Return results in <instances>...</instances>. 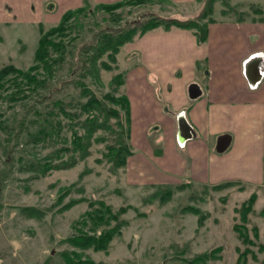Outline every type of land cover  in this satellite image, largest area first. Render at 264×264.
<instances>
[{"label":"rangeland","instance_id":"obj_1","mask_svg":"<svg viewBox=\"0 0 264 264\" xmlns=\"http://www.w3.org/2000/svg\"><path fill=\"white\" fill-rule=\"evenodd\" d=\"M202 1L173 8L166 5V8L180 17H188L199 12L205 0ZM230 3L238 4L237 8L247 11L249 17L254 16L251 3L259 5L264 14V0H230ZM90 5L93 8L95 3L90 0ZM214 7L217 20L236 18L233 14L221 15L220 2ZM38 8V0H0V68L6 64L26 68L32 63L39 24L45 29L56 24L43 18L37 24ZM147 9L160 10L157 5L138 8L127 19H135ZM102 15L97 12L94 17L87 15L82 19L87 29L92 30L86 31L85 40L104 25L100 21ZM79 38L75 41L77 46L82 43ZM123 47L117 56V69L101 70L95 81L87 80L97 95L107 93L111 89L112 76L129 67L128 59L125 60L122 54ZM66 72L67 69L59 71L57 76L65 78ZM119 92H123V87ZM30 104L35 110L43 108L41 104ZM10 105L6 102L0 106L3 117L9 120L13 116L21 117L24 113L22 103L12 105V108ZM29 116L33 118V112ZM3 138L0 133V264H64L62 253L72 250L64 239L75 233L73 224L81 219L92 200H103L113 209L130 206L123 215L128 226L122 235L111 241L107 251L76 250L81 253V259L97 264H164L191 259L220 246L221 258L212 264H237L239 252L247 246L238 238L233 225L241 223L237 209L253 194L255 201L248 214L247 227L251 237L250 229L255 226L259 237L249 246L246 263L261 264L264 260V183L233 179L229 181H239V184L222 190L192 183L189 188L176 191L164 204L158 199L145 202L155 189L151 187L152 183L140 179L132 171L125 173V169L111 173L107 163L96 161L101 156V144H94L91 155L73 168L37 177L27 171L25 165L46 156L50 148L25 144L26 138H23L7 153ZM72 184L71 193L59 200L63 188ZM70 199L78 201L70 208L62 209ZM187 205L198 207L206 215L201 227L197 225L196 215L183 211ZM25 208L36 210V217L27 216L23 211ZM260 245L263 248L260 249Z\"/></svg>","mask_w":264,"mask_h":264},{"label":"trees","instance_id":"obj_2","mask_svg":"<svg viewBox=\"0 0 264 264\" xmlns=\"http://www.w3.org/2000/svg\"><path fill=\"white\" fill-rule=\"evenodd\" d=\"M216 2L222 5L221 15L233 14L237 22L247 19L264 21L263 10L259 5L250 4L254 16L249 17L247 11L239 10L238 4H232L230 0H205L199 12L188 17H180L170 12L171 9L166 8V5L176 7L171 0H118L112 3H96L93 8L90 0H82L79 7L65 11L55 25L45 29L39 24V37L32 63L26 68L13 64L0 68V106L6 102L12 105L22 103L24 108L21 117L13 116L10 120L4 118L0 111V133L4 136V151L8 153L14 150L23 138H26L25 144L50 148L46 156L25 165L27 171L38 177L52 171L73 168L91 155L94 144H101V156L96 161L107 163L111 173L124 170L128 158L133 154L129 99L124 92H119L125 83L126 71L114 74L111 78V89L102 95H97L87 80L95 81L101 70L117 69V56L121 48L149 31L187 29L193 32L199 44L204 43L208 25L218 21L214 17ZM154 5L160 10L147 9L148 11L135 19H127L135 9ZM164 11L168 14L164 15ZM97 12L103 14L100 21L104 25L85 40L86 31L92 30L87 29L88 26L82 19ZM77 38L82 41L79 46L75 43ZM64 69H67L66 77H58V72ZM30 102L43 105L42 110H35ZM30 112H33V118H30ZM236 184L239 181H224L210 188L222 190ZM190 185L191 182L152 184L151 187L155 189L145 202L158 199L164 204L176 191L189 188ZM73 186L74 184L62 187L63 191L58 199L61 200L71 193ZM77 201L70 199L62 209L70 208ZM254 201L253 194L237 209L241 223L234 224L233 230L247 246L239 252L237 264H247L249 246L254 245L259 237L255 226L250 229L251 237L247 227L248 214ZM128 208L130 206L113 209L103 200L89 201L88 209L73 224L75 233L64 239L72 247V250L62 253L64 264H97L81 259V253L76 250L107 251L111 241L122 235L124 228L128 226V220L123 218ZM23 211L29 217H36L34 209L27 211L25 208ZM183 211L197 216L198 227L206 219V215L198 207L187 205ZM221 250L217 246L191 259L164 264H212L221 258ZM261 264H264V260Z\"/></svg>","mask_w":264,"mask_h":264},{"label":"crops","instance_id":"obj_3","mask_svg":"<svg viewBox=\"0 0 264 264\" xmlns=\"http://www.w3.org/2000/svg\"><path fill=\"white\" fill-rule=\"evenodd\" d=\"M81 4L38 0L35 21L57 23ZM123 51L133 151L125 173L152 184L264 183V21L220 19L201 44L187 29L149 31Z\"/></svg>","mask_w":264,"mask_h":264},{"label":"water","instance_id":"obj_4","mask_svg":"<svg viewBox=\"0 0 264 264\" xmlns=\"http://www.w3.org/2000/svg\"><path fill=\"white\" fill-rule=\"evenodd\" d=\"M259 72H260V71H259ZM259 72H258V73H259ZM258 75H259V74H258ZM254 77H255V76H254ZM255 79L257 80L258 78L255 77ZM254 81H255V80H254ZM193 86L195 87V86H197V85H196V84H192L191 87H193ZM196 96H197V95H190V97H192V98H195ZM222 145H224L223 142H222ZM52 253H53V252H52Z\"/></svg>","mask_w":264,"mask_h":264},{"label":"built area","instance_id":"obj_5","mask_svg":"<svg viewBox=\"0 0 264 264\" xmlns=\"http://www.w3.org/2000/svg\"><path fill=\"white\" fill-rule=\"evenodd\" d=\"M258 79L257 80H255V81H258L259 79H260V72H259V75H258V77H257ZM256 83V82H255ZM255 83H253L254 85H255Z\"/></svg>","mask_w":264,"mask_h":264}]
</instances>
